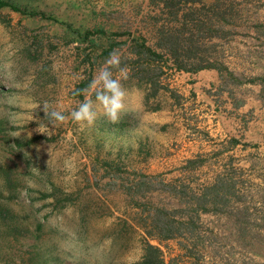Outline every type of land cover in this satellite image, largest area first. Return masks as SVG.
<instances>
[{"label": "rangeland", "instance_id": "obj_1", "mask_svg": "<svg viewBox=\"0 0 264 264\" xmlns=\"http://www.w3.org/2000/svg\"><path fill=\"white\" fill-rule=\"evenodd\" d=\"M7 1L24 11L0 8V264H143L147 242L164 264H264V0L177 20L162 0ZM162 28L186 67L219 69H175ZM108 46L128 68L119 121L46 119L84 100Z\"/></svg>", "mask_w": 264, "mask_h": 264}, {"label": "clouds", "instance_id": "obj_2", "mask_svg": "<svg viewBox=\"0 0 264 264\" xmlns=\"http://www.w3.org/2000/svg\"><path fill=\"white\" fill-rule=\"evenodd\" d=\"M113 69L117 70L119 77L116 78ZM128 68L121 67V57L117 50H113L104 64L99 68L96 75L88 86L78 92L84 95V100L79 102L78 107L68 114L62 110L50 108L48 104L43 106L46 119L50 122L63 124L69 120L77 123L93 124L97 118L96 105L103 110V115L111 122L117 123L120 114L125 109L127 89L123 87L122 79H127ZM95 96V104L90 98ZM42 133V132H41ZM21 195H26L23 191Z\"/></svg>", "mask_w": 264, "mask_h": 264}, {"label": "trees", "instance_id": "obj_3", "mask_svg": "<svg viewBox=\"0 0 264 264\" xmlns=\"http://www.w3.org/2000/svg\"><path fill=\"white\" fill-rule=\"evenodd\" d=\"M193 3H199L201 6H206L205 4L200 2V0H162V4H163L162 7L172 9L171 10L172 17L174 20H177V16H178L177 13L180 9V5H182V4L183 5L193 4ZM213 3L215 4V2H213ZM2 7H8L11 10L18 11V12L24 11L21 7L16 6L15 4H13L7 0H0V8H2ZM30 14H33V12H30ZM185 16H187V14L183 15V21L187 20V18ZM190 19L192 21L193 18L191 17ZM183 25H185V24L183 23ZM97 31L99 33H102L103 35H105L104 31L102 29H98ZM177 32H179V31H177ZM89 33H90V31L86 30L84 32L83 36L87 37L89 35ZM113 35H119V33L113 32ZM179 36H180V32L178 34H176V33L174 34L170 31H167L166 29L162 28V29L158 30V37L156 39V45L158 47L166 49V51L169 53V55L173 58L175 69H177V70L182 69L185 71H195L198 69H202L204 67H211V68H218L219 69L218 66H216L215 64H213L211 62H206L204 64H197L194 67H186L185 64L179 60L180 59L179 58L180 53L177 52V49H176V47H178L180 45L179 44L180 43ZM140 49H141V52H139V49L138 50L135 49L133 51H134V53L137 52L138 54H140L142 52H143V54H146V55L148 54L149 58L153 59V61L161 58L160 52H156L155 50H152L150 47L145 46L143 42L140 43ZM111 50H112V46H110V47L108 46L107 48H103L102 50H100V57H103V60L104 59L106 60L109 57ZM184 56L189 57L187 55H184ZM128 60L132 61V62H136V61L140 60V57L135 56L133 59L128 58ZM149 63H150L149 61H147V63H145L146 67L150 66ZM146 69H148V68H146ZM157 69H159V68H157ZM158 72H160V69L158 70ZM147 79H148L150 85H153V84L156 85V80L154 77L148 76ZM250 81H252V80H250ZM89 83H90V79H89V77H87L86 79H82L76 86L81 87V88H86ZM186 162L191 163L192 159H187ZM142 177L154 178V176H146V175H143ZM152 187H154V188L155 187H165V188L170 187L168 189H172L173 193H178V191H179L175 185H169L168 183H166L162 180H158L157 184H154V186L152 184ZM142 263L143 264H164L163 259L160 256L159 249L156 246H154L148 242L144 246V252L142 255Z\"/></svg>", "mask_w": 264, "mask_h": 264}]
</instances>
